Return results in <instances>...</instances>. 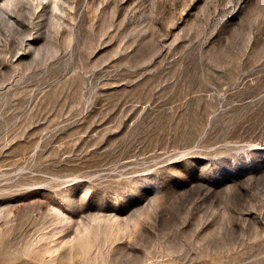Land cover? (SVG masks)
I'll use <instances>...</instances> for the list:
<instances>
[{"label":"rangeland","instance_id":"1","mask_svg":"<svg viewBox=\"0 0 264 264\" xmlns=\"http://www.w3.org/2000/svg\"><path fill=\"white\" fill-rule=\"evenodd\" d=\"M0 264H264V0H0Z\"/></svg>","mask_w":264,"mask_h":264}]
</instances>
